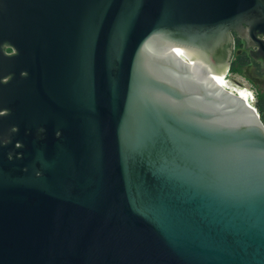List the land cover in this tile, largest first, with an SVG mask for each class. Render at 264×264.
<instances>
[{
    "label": "water",
    "instance_id": "water-1",
    "mask_svg": "<svg viewBox=\"0 0 264 264\" xmlns=\"http://www.w3.org/2000/svg\"><path fill=\"white\" fill-rule=\"evenodd\" d=\"M236 36L264 0H0V264H264Z\"/></svg>",
    "mask_w": 264,
    "mask_h": 264
},
{
    "label": "trees",
    "instance_id": "trees-1",
    "mask_svg": "<svg viewBox=\"0 0 264 264\" xmlns=\"http://www.w3.org/2000/svg\"><path fill=\"white\" fill-rule=\"evenodd\" d=\"M236 41H237V48H238L240 46L238 38L236 39ZM248 60H249L248 57L244 54L236 55L231 64L230 71L232 72L241 71L249 63ZM255 106L261 117V120L264 123V95L263 94L259 96V99H257Z\"/></svg>",
    "mask_w": 264,
    "mask_h": 264
},
{
    "label": "flooded vegetation",
    "instance_id": "flooded-vegetation-1",
    "mask_svg": "<svg viewBox=\"0 0 264 264\" xmlns=\"http://www.w3.org/2000/svg\"><path fill=\"white\" fill-rule=\"evenodd\" d=\"M238 38V40H239V47L237 48V41H236V39ZM235 49H236V52H235V56L236 55H242V54H244V55H246L247 57H248V61H249V63L247 64V66L246 67H251V68H253V69H255L256 68V70H257V72H258V76H260V78L263 80L264 79V69H263V67L259 64V63H255L252 59H251V57H250V52H249V49H247L246 48V45H245V42L243 41V40H241L239 37H235ZM7 50V52H9V53H11L12 52V50H10V49H6ZM234 56V57H235ZM234 59V58H233ZM233 62V61H232ZM19 146H21V144H18L16 147H19Z\"/></svg>",
    "mask_w": 264,
    "mask_h": 264
}]
</instances>
